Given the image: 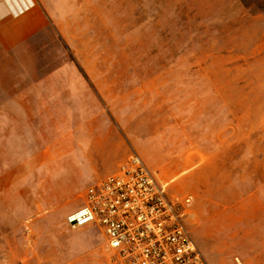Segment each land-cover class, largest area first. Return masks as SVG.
I'll return each instance as SVG.
<instances>
[{
    "label": "rangeland",
    "instance_id": "obj_1",
    "mask_svg": "<svg viewBox=\"0 0 264 264\" xmlns=\"http://www.w3.org/2000/svg\"><path fill=\"white\" fill-rule=\"evenodd\" d=\"M32 2L38 29L0 37V264H113L98 226L66 223L101 136L125 151L108 175L137 154L193 196L209 264H264V0ZM42 79L95 97L58 109L30 95Z\"/></svg>",
    "mask_w": 264,
    "mask_h": 264
},
{
    "label": "built area",
    "instance_id": "obj_2",
    "mask_svg": "<svg viewBox=\"0 0 264 264\" xmlns=\"http://www.w3.org/2000/svg\"><path fill=\"white\" fill-rule=\"evenodd\" d=\"M137 154L85 191L71 228L98 226L113 264H209L190 229L193 196H175ZM232 264H246L234 256Z\"/></svg>",
    "mask_w": 264,
    "mask_h": 264
},
{
    "label": "crops",
    "instance_id": "obj_3",
    "mask_svg": "<svg viewBox=\"0 0 264 264\" xmlns=\"http://www.w3.org/2000/svg\"><path fill=\"white\" fill-rule=\"evenodd\" d=\"M33 4L32 0H0V37L6 39L13 38H26L30 35V31H36L40 26L38 23L44 22V15L34 13L33 10L30 12V6ZM29 8L28 10H25ZM25 10V11H23ZM23 11V12H22ZM33 22L34 26H31L30 23ZM12 45V42H11ZM45 81H38L36 85L38 88H32L30 95L39 96L40 98H36V100L41 101H51L60 103V109H67L68 106L62 103H78L81 101L92 102L95 95L94 91L91 88H88V84L85 80H82L81 83H75L72 79H66L65 81H60V83L56 80L53 83V86L49 93L43 91L40 86H42L45 82H50L47 79H42ZM79 87L81 89H79ZM24 89L22 90L21 97L23 101L24 97ZM46 95L48 97H46ZM92 105H89L91 108ZM73 107L70 106V109ZM87 108V107H84ZM103 136L95 139H87L86 145V156L87 157H95L98 161L96 162L100 165L96 170L91 171L86 174L87 178L85 180L95 181L98 179H102L112 171H114L118 165V162L125 156L124 150H119L115 146L114 143L111 145H107L104 143ZM111 139V138H110ZM71 157V156H70ZM77 158V155L76 157ZM262 244L264 243V238H261Z\"/></svg>",
    "mask_w": 264,
    "mask_h": 264
}]
</instances>
